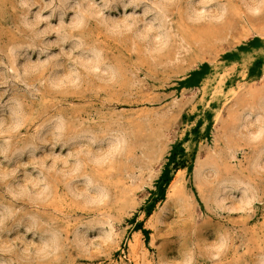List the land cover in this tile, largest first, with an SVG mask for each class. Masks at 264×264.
Masks as SVG:
<instances>
[{"label":"rangeland","instance_id":"374dc122","mask_svg":"<svg viewBox=\"0 0 264 264\" xmlns=\"http://www.w3.org/2000/svg\"><path fill=\"white\" fill-rule=\"evenodd\" d=\"M64 1L0 0V264H264V0Z\"/></svg>","mask_w":264,"mask_h":264},{"label":"bare ground","instance_id":"6f19581e","mask_svg":"<svg viewBox=\"0 0 264 264\" xmlns=\"http://www.w3.org/2000/svg\"><path fill=\"white\" fill-rule=\"evenodd\" d=\"M60 2H61V4L62 5H64V0H59ZM128 1H136V0H128ZM157 8H159V9H161L162 7L160 6V5H158V4H156L155 5ZM80 12V11H79ZM79 15L81 14V13H78ZM60 16H59V19H62V17H61V14H59ZM74 23H79L80 22V17L78 18V17H75L74 18V20H72ZM158 36V35H157ZM9 63H10V65L11 66H13V61H12V59L10 58L9 59ZM91 67H96L97 68V66H95V65H92ZM243 77V80L236 86V87H233V88H231L229 91H228V94L226 95V97H222V85H220V87H219V90H218V92H216L215 94H214V96H213V99H214V101H217L218 103H219V108L220 109H222L223 107H224V105L229 101V100H231V99H233L236 95H237V93H238V90L240 89V87H241V85H242V82L244 81V79H245V77L244 76H242ZM220 111L221 110H219V111H217V112H215V114H214V124H216L217 123V121H218V119H219V115H220ZM216 129V128H215ZM202 147V146H201ZM206 147V146H205ZM206 149H207V147H206ZM210 151H212L211 149H210ZM209 154V153H208ZM207 154H205V156H206ZM206 159V158H205ZM210 160V159H209ZM205 162H206V160H205ZM202 164V163H201ZM201 168H202V165H196L195 166V171L197 172V174H199L200 172H201ZM180 172V173H179ZM204 172V171H203ZM179 173V174H178ZM178 173H176V175H178L177 177L178 178H181V177H183V174L185 173V170H182V171H178ZM202 174V173H201ZM175 178H176V176H175ZM128 248H129V254H130V258H133V260L136 262V263H138L139 264V262H140V260H141V258H142V256L139 254V252H141L142 251V247H141V245H140V238H137V237H134L133 239H131L130 241H129V243H128Z\"/></svg>","mask_w":264,"mask_h":264}]
</instances>
